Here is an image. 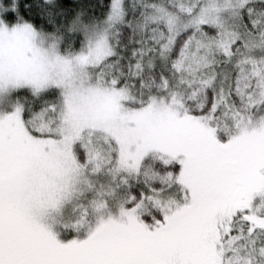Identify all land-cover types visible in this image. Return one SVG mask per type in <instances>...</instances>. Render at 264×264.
<instances>
[{
    "label": "snow or ice",
    "instance_id": "6c2138e0",
    "mask_svg": "<svg viewBox=\"0 0 264 264\" xmlns=\"http://www.w3.org/2000/svg\"><path fill=\"white\" fill-rule=\"evenodd\" d=\"M0 264H264V0H0Z\"/></svg>",
    "mask_w": 264,
    "mask_h": 264
}]
</instances>
